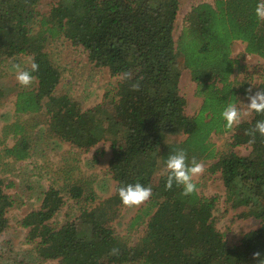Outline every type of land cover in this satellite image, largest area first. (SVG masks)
<instances>
[{"label": "trees", "instance_id": "trees-1", "mask_svg": "<svg viewBox=\"0 0 264 264\" xmlns=\"http://www.w3.org/2000/svg\"><path fill=\"white\" fill-rule=\"evenodd\" d=\"M40 2L0 0V65L19 56L39 65L32 83L18 91L16 111L32 115L34 127L44 115L50 138L80 150L109 141L108 170L116 192L102 198L86 188L88 181L68 185L69 197L85 205L76 219L57 228L52 220L65 203L64 188L51 186L41 207L21 220L32 249L11 258L3 248L0 259L5 264H258L264 258V137L256 133L250 143L248 132L264 116L254 113L226 128L220 115L228 102L247 97L249 87L252 92L264 89V72L257 85L232 79L240 66L232 57L234 42L245 43L247 54L264 60V23L254 17L256 0L196 4L177 36L179 0H58L48 13L39 10ZM60 38L84 47L90 62L120 77L114 98L83 110L70 95L57 94L62 72L49 46ZM182 69L190 72L202 98L195 115L185 111ZM4 93L0 87V100ZM12 126L14 135L22 137L5 155L25 160L32 140L24 134L26 126ZM231 130V150L219 154L211 135ZM240 146L249 153L239 154L235 148ZM175 148L200 161L218 158L213 171L221 174L226 202L244 207L242 215L254 217L260 227L230 245L216 226V196L199 190L184 196L175 185L166 189L165 162ZM4 182L0 179V233L10 227L8 214L16 205ZM135 182L153 192L128 224L131 231L144 225L132 244L111 223L125 207L118 188Z\"/></svg>", "mask_w": 264, "mask_h": 264}, {"label": "rangeland", "instance_id": "rangeland-1", "mask_svg": "<svg viewBox=\"0 0 264 264\" xmlns=\"http://www.w3.org/2000/svg\"><path fill=\"white\" fill-rule=\"evenodd\" d=\"M56 1L58 0H41L39 10L42 13H48ZM179 1L176 36L184 25L186 15L194 5L213 2V0ZM36 30H38V26L35 27ZM245 46L246 44L241 41L233 43L232 57L239 61L240 66L232 75V79L239 82L246 80L252 85H257L262 81L264 60L259 56L247 54ZM49 52L62 72L57 94L70 95L83 110L115 97L120 77L113 76L108 68L96 67L90 62L84 47L75 46L69 40L60 38L50 44ZM14 64L30 67L31 59L29 56H19L16 60L11 59L0 65V87L5 92L0 100V179L5 181L6 192L15 196L16 200V205L8 214L10 227L0 233V256L3 255L2 249L4 248L7 256L11 258H16V255L24 256L26 250L32 249V244L27 242L28 228L22 226L21 220L32 210L41 207L48 188L53 185L60 189L64 188L65 203L52 220L54 226L58 228L76 219L81 208L85 205V202H78V200L69 197L65 191L68 185L81 180L88 181L90 185L87 184L86 188L92 187L102 198L114 194L117 185L108 170L112 153L109 141H102L88 151L80 150L57 138H50L44 124L46 122L44 115L38 117V121L40 120L41 123L34 127L35 121L32 115L17 113V93L20 89L27 88L32 82L28 86L20 85L15 77ZM196 89L197 85L192 80L190 72L182 69L180 93L187 101L185 111L189 115H195L202 103V98L196 94ZM107 93L108 96H106ZM254 93L255 91H253ZM247 102L248 97H243L237 103V107L245 112L241 121L251 119L254 114L247 110ZM16 122L26 126L24 131L27 130V133L25 131L24 134L32 140L31 155L21 161H15L5 155L6 148L11 147L16 143V140L22 137V134L14 135L12 125ZM233 132L231 130L223 134L213 133L211 135L210 140L214 143L219 154L231 150L229 142ZM38 136H40L39 139ZM235 150L241 155H247L250 151L246 146L237 147ZM217 160L218 158L203 160L204 171L194 177V180L198 184L201 195L218 198L214 211L216 226L224 233L226 241L230 245H234L240 242L245 233L259 228L260 221L254 217L242 215L244 207L232 208L226 202V190L220 177L221 174L213 171ZM161 174V171L156 173L157 176ZM144 203L121 208L119 216L111 223L116 232L121 236L128 237L132 244L137 241L144 225L131 231L128 229V224ZM31 257L35 258L34 254ZM5 262L0 259V264H5ZM38 264H57V261L48 260Z\"/></svg>", "mask_w": 264, "mask_h": 264}, {"label": "clouds", "instance_id": "clouds-1", "mask_svg": "<svg viewBox=\"0 0 264 264\" xmlns=\"http://www.w3.org/2000/svg\"><path fill=\"white\" fill-rule=\"evenodd\" d=\"M254 17L257 22L264 23V0H256L254 7ZM15 77L18 83L22 86H28L34 79L33 73L37 72L39 65L32 62L30 67L14 64ZM138 84H134L133 88H138ZM248 97L247 110L264 116V89L257 90L253 94L252 88L249 87L246 93ZM221 118L225 121V127L231 128L238 124L245 112L237 107L235 101L228 102L222 108L220 113ZM259 133L264 137V119L256 120L252 129L248 134L252 137L250 143L255 142V134ZM204 171V164L195 156L189 158L187 151L183 148H175L167 156L165 162L166 181L165 188L172 189L175 185L182 189L184 196H190L198 191L194 177ZM153 189L151 186H146L143 183H126L121 184L118 188V196L123 205L131 207L139 205L148 200L152 195ZM255 257H261L260 252L254 253ZM258 264H264V258L259 259Z\"/></svg>", "mask_w": 264, "mask_h": 264}]
</instances>
